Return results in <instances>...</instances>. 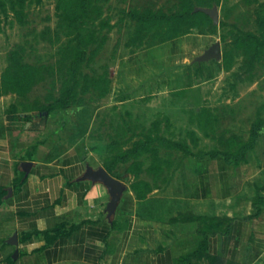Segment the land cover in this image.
Segmentation results:
<instances>
[{
  "label": "rangeland",
  "instance_id": "obj_1",
  "mask_svg": "<svg viewBox=\"0 0 264 264\" xmlns=\"http://www.w3.org/2000/svg\"><path fill=\"white\" fill-rule=\"evenodd\" d=\"M0 2V98L8 110L39 114L72 79L74 104L98 112L90 149L119 175H132L131 186L144 182L151 191L185 155L236 154L256 142L264 46L246 39L264 34V0H92L77 21L57 0ZM190 2L216 9L218 22L204 11L175 30L172 14ZM147 10L166 14L168 24L141 28L131 12ZM164 32L178 34L162 40ZM215 43L221 57L199 60ZM66 46L85 51L75 58L77 77L63 62ZM173 205L192 219L199 208Z\"/></svg>",
  "mask_w": 264,
  "mask_h": 264
},
{
  "label": "crops",
  "instance_id": "obj_2",
  "mask_svg": "<svg viewBox=\"0 0 264 264\" xmlns=\"http://www.w3.org/2000/svg\"><path fill=\"white\" fill-rule=\"evenodd\" d=\"M6 102L0 98V264H256L264 257V125L242 160L185 155L138 197L126 181L132 175H119L89 147L95 106L32 114ZM87 165L125 185L110 217L107 187L82 178ZM174 203L199 205L196 216H182Z\"/></svg>",
  "mask_w": 264,
  "mask_h": 264
},
{
  "label": "trees",
  "instance_id": "obj_3",
  "mask_svg": "<svg viewBox=\"0 0 264 264\" xmlns=\"http://www.w3.org/2000/svg\"><path fill=\"white\" fill-rule=\"evenodd\" d=\"M21 2H24L25 0H20ZM58 1V7L65 11V15L73 20H79L83 17L85 13L88 12L89 3L92 0H57ZM0 4H3L0 2ZM207 14L202 10H196L194 9V5L192 2L185 5V9L183 11H180L178 13L172 14V18L175 22V30H183L184 24H187L186 22L191 21L196 16ZM131 17L135 18L141 23V28H155L160 27L163 24H168L165 21H162V18L166 17V14L161 15V13H157L153 10H147L144 13L139 12H131ZM178 33H169L164 32L162 34L161 39H169L174 36H176ZM92 36H95V34H92ZM105 38V37H103ZM248 42H256L258 46H264V34L263 35H255V34H247ZM85 55V51L66 46L65 52H64V61H70V64H67V71H69L73 76L77 77V71H78V62L76 59H82ZM76 58V59H75ZM37 72V71H36ZM38 74V73H37ZM39 76V75H37ZM69 83L65 85V88L62 89L59 96L56 98H52L49 103L45 104L41 112L42 113H48L51 110L57 109V108H68L72 105H75V96H76V82L73 83V80H68ZM40 112V113H41ZM259 125L255 128L254 135H258ZM255 139V138H254ZM139 144L135 147V149L139 148ZM250 149L249 146H244L239 149V151L236 154H228L226 153L228 157H231L234 161H239L244 158V154L246 151ZM125 157H121V159H124ZM132 188L137 192L138 197H144L148 192H150V187H148V184L144 182H138L132 185Z\"/></svg>",
  "mask_w": 264,
  "mask_h": 264
},
{
  "label": "water",
  "instance_id": "obj_4",
  "mask_svg": "<svg viewBox=\"0 0 264 264\" xmlns=\"http://www.w3.org/2000/svg\"><path fill=\"white\" fill-rule=\"evenodd\" d=\"M204 11L211 15L214 22H218V13L216 9H204ZM222 55L220 43H215L212 47L208 48L203 55L198 57L199 60H206L211 57H217L220 58ZM31 162L24 161L23 165L25 167L29 166ZM83 179H91L92 181H100L102 182L108 189L110 193V200L107 204V211H108V217H110L112 214H114L117 205L121 199L122 193L125 189L124 183L111 175L107 169H105L103 166H99L97 168L92 167L91 165H87L86 171L83 174ZM17 235H14L11 239V243H17Z\"/></svg>",
  "mask_w": 264,
  "mask_h": 264
}]
</instances>
